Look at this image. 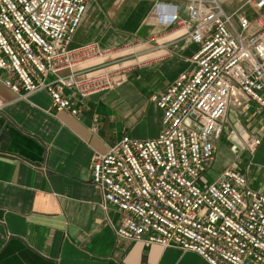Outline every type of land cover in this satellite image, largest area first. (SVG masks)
Instances as JSON below:
<instances>
[{"label":"built area","instance_id":"1","mask_svg":"<svg viewBox=\"0 0 264 264\" xmlns=\"http://www.w3.org/2000/svg\"><path fill=\"white\" fill-rule=\"evenodd\" d=\"M88 1L0 0V70L19 99L45 91L57 112L78 115L80 100L128 79V68L86 67L139 42L111 50L73 44ZM155 1L156 16L199 48L193 69L151 96L162 110L160 133L125 134L95 152L99 204L119 239L193 251L210 264H264V192L231 166L212 182L204 177L230 108L251 102L264 111V0H241L233 10L231 0ZM244 133L242 149L255 152L262 136Z\"/></svg>","mask_w":264,"mask_h":264},{"label":"crops","instance_id":"2","mask_svg":"<svg viewBox=\"0 0 264 264\" xmlns=\"http://www.w3.org/2000/svg\"><path fill=\"white\" fill-rule=\"evenodd\" d=\"M155 5L88 1L74 45L139 44L86 67L89 74L128 68V79L80 100L78 115L57 112L45 91L19 99L0 70V264H210L193 251L119 239L92 181L96 151L108 152L125 134L147 140L160 133L162 110L151 96L193 69L199 46L156 16ZM254 164L264 179V162Z\"/></svg>","mask_w":264,"mask_h":264},{"label":"rangeland","instance_id":"3","mask_svg":"<svg viewBox=\"0 0 264 264\" xmlns=\"http://www.w3.org/2000/svg\"><path fill=\"white\" fill-rule=\"evenodd\" d=\"M241 0H231L227 7L235 9L240 5ZM253 134L264 136V111L259 109L256 104L251 102L242 103L241 105L230 108L225 119V132L223 137L218 141V151L214 164L205 172L204 177L209 181H214L217 176L227 166L235 168L243 174L249 175L251 187L256 188L264 185V179L261 176L263 166L254 164L255 161L264 162V143L261 145L262 153L254 158V153L248 149H242L243 138L240 133L244 130ZM241 133V134H242ZM239 143V149L230 145V139L233 136Z\"/></svg>","mask_w":264,"mask_h":264},{"label":"bare ground","instance_id":"4","mask_svg":"<svg viewBox=\"0 0 264 264\" xmlns=\"http://www.w3.org/2000/svg\"><path fill=\"white\" fill-rule=\"evenodd\" d=\"M243 130H244V129H243ZM241 133H242V132H241ZM241 133H240V135L242 136L243 141L245 142V145H246L247 140H248V134H246V133H244V132H243L242 134H241ZM232 138H233V141H234V142L230 141V142H231L230 144H232L234 147H237V145L240 146L239 143L236 142L235 137H234V134H233ZM233 143H234V144H233Z\"/></svg>","mask_w":264,"mask_h":264},{"label":"water","instance_id":"5","mask_svg":"<svg viewBox=\"0 0 264 264\" xmlns=\"http://www.w3.org/2000/svg\"><path fill=\"white\" fill-rule=\"evenodd\" d=\"M230 141L234 142L232 139H230Z\"/></svg>","mask_w":264,"mask_h":264}]
</instances>
